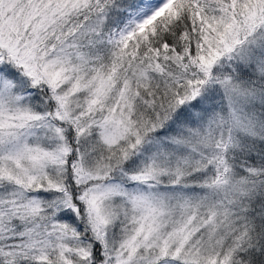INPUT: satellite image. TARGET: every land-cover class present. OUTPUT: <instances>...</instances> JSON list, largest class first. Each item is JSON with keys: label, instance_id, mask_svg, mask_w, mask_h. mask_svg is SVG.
Segmentation results:
<instances>
[{"label": "snow or ice", "instance_id": "obj_1", "mask_svg": "<svg viewBox=\"0 0 264 264\" xmlns=\"http://www.w3.org/2000/svg\"><path fill=\"white\" fill-rule=\"evenodd\" d=\"M0 264H264V0H0Z\"/></svg>", "mask_w": 264, "mask_h": 264}]
</instances>
